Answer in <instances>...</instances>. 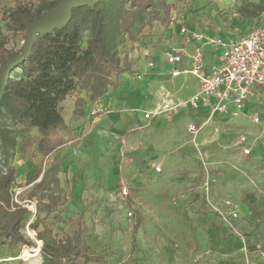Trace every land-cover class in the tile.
<instances>
[{
    "label": "rangeland",
    "instance_id": "rangeland-1",
    "mask_svg": "<svg viewBox=\"0 0 264 264\" xmlns=\"http://www.w3.org/2000/svg\"><path fill=\"white\" fill-rule=\"evenodd\" d=\"M15 1L0 0V9H8ZM169 2L175 4L171 20L164 24L155 22L151 28L146 26L142 34L155 31V36L167 33L172 38L181 24H187L211 38L229 42L242 37L256 18L264 16L262 13L255 18L242 19L238 11L245 3L249 7L259 3L264 6V0ZM0 30H4L2 19ZM131 43L125 46L128 52ZM23 44L19 36L10 46L19 51ZM213 53L214 48L207 50L208 61L215 60ZM150 57L152 53L141 58L147 63ZM138 65L136 63L135 67ZM20 74L17 70L12 76ZM185 80L182 85L169 86L183 102L189 101L201 86L200 82L192 90V85ZM258 104L261 123L255 124L249 119L252 111L248 109V115L240 118H215L197 135L191 134L188 127L200 121H196L193 111L187 108L158 126L155 122L147 125L143 122L125 132V154L116 139L120 133L111 131L112 141L107 151H103L96 149V138H91L86 130L76 147L69 145L59 152L66 158L61 176L69 187L66 189L68 202L61 209L63 217L81 215L88 227V244L95 253H103L107 247L106 258L111 264H264V100ZM63 114L71 125L74 117H71L68 102ZM243 135L247 140L241 145ZM172 136H175V149L166 150L164 145ZM150 144V150L136 155L135 152ZM242 147H252L251 154H243ZM10 161L17 167L14 198L23 204L35 201L38 207L37 200L30 196L33 184L26 181L33 166L38 172L49 160L34 156L31 148L25 158L17 153ZM157 165L162 171L156 175L152 171ZM121 173L130 189L123 206L134 210L132 219L127 217L126 210L119 208ZM78 180L83 181L80 191L74 188ZM226 198L242 206L240 218L229 223L214 210V205L220 206ZM93 204H98L100 211H95ZM37 211L36 215L30 211L22 228L23 234L35 245H24L20 253L8 246L0 248V264H43L42 246L56 248L58 241L72 231L71 224L64 225L55 221V214L49 215L46 219L51 224L41 239L38 232L43 231L44 226L40 224L34 229L30 225Z\"/></svg>",
    "mask_w": 264,
    "mask_h": 264
},
{
    "label": "trees",
    "instance_id": "trees-1",
    "mask_svg": "<svg viewBox=\"0 0 264 264\" xmlns=\"http://www.w3.org/2000/svg\"><path fill=\"white\" fill-rule=\"evenodd\" d=\"M59 1L16 0L8 9H0L4 21L0 77L3 66L24 47L15 50L12 40L21 36L25 43L28 25ZM174 8L169 0H98L73 7L64 26L38 35L29 56L14 69L21 74L9 78L0 101V248L8 246L20 253L24 245H35L22 232L30 211L14 199L17 167L10 161L17 153L25 158L33 148L34 156L49 162L44 171L40 169L26 181L34 182L30 196L38 202L37 217L30 225L34 229L44 226L38 232L41 239L51 224L46 216L55 214V221L73 226L56 248L42 246L43 264H111L107 247L95 253L88 244L82 216L65 219L62 215L68 195L60 179L66 158L59 152L79 143L65 120L64 102L74 98L73 114L82 116L85 105L99 104L111 90H117L125 75L133 72L126 44L138 40L146 26L169 22ZM238 11L242 19L255 18L264 13V6L245 3Z\"/></svg>",
    "mask_w": 264,
    "mask_h": 264
},
{
    "label": "built area",
    "instance_id": "built-area-1",
    "mask_svg": "<svg viewBox=\"0 0 264 264\" xmlns=\"http://www.w3.org/2000/svg\"><path fill=\"white\" fill-rule=\"evenodd\" d=\"M182 36V44L175 45L166 54V62L172 67L170 75L178 77L183 73L197 77L201 86L189 101L174 102L171 96L164 89V98L154 109L144 111V119L147 123L165 115L171 117L184 108L199 109L201 105L208 108V116L200 121L191 123L188 130L191 134L197 135L207 124L220 115L231 119L248 115L246 106L251 103L260 93L264 95V22L252 26L246 34L235 41H224L222 38L214 39L186 25L179 29ZM214 45L221 51L222 61L218 64L208 65L205 59L204 47ZM149 68H155L153 59L148 61ZM186 66V68H182ZM137 79H142L143 74H137ZM251 115V116H249ZM249 119L257 124L261 123L258 111H252ZM122 153L125 152L127 139L124 135H116ZM246 136L240 138L239 144H245ZM245 155H250L252 147H242ZM45 167L47 163H45ZM162 171L160 165L155 166L154 172L159 174ZM124 172V171H123ZM121 173V187L118 197L121 209L126 210L127 217L132 219L134 210L125 208L130 195L129 182ZM36 215L37 206L35 201L27 204L21 203ZM124 205V206H123ZM214 210L228 223L231 220H238L241 213V204L231 198H226L220 206L214 205Z\"/></svg>",
    "mask_w": 264,
    "mask_h": 264
},
{
    "label": "crops",
    "instance_id": "crops-1",
    "mask_svg": "<svg viewBox=\"0 0 264 264\" xmlns=\"http://www.w3.org/2000/svg\"><path fill=\"white\" fill-rule=\"evenodd\" d=\"M260 22L261 23L264 22V16L255 19V24ZM182 25L183 24H181L180 27ZM188 27L192 30L197 31V29L193 27L190 26ZM154 29H156V26L153 27V30ZM179 29L176 32V36L172 38L170 35H167V33H165L164 35L155 36L156 34L155 31L153 33L144 31V33L142 34V36L139 37L138 40L131 43V47L129 49L130 50L129 57L134 66L133 72L126 74L125 75L126 79L121 84V86L117 90L110 92L109 97L102 100L101 103L96 105L92 103L85 105L84 115L77 116L73 114L74 98L72 99L68 98L64 102V106L66 102L70 104L71 117L73 116L74 119L72 120L71 125L70 124L69 125L77 141H79L80 136H82V134L86 130H88L89 136L91 138H96L95 139L97 143L95 145L96 149L107 151L108 144L112 141L111 131L120 133L118 135L121 134L125 135L126 134L125 132L130 131L132 127L140 125L143 122H145V125L155 122L156 126H158L162 123V121L164 122V120L169 118L165 114L159 118L154 119V121L150 123H147L146 120L144 119V111L154 109L155 106L158 103H160L161 100H163L164 98L163 89L170 94L171 99H173L174 102H177L179 101L177 99V94L169 89L170 85L172 84L182 85V82H184V80L186 79L185 81L192 85L191 89L193 90V87L195 86L197 87L200 84V80L191 74L184 75L186 73H183L177 78H174L170 75V71L172 67L166 62L165 57L173 46L182 44V36L179 33ZM246 32L244 34H246ZM203 34L206 35L205 33ZM170 38L172 40L174 39V41H170L171 40ZM211 48H214V53H213V56L215 57L214 61H208V59L206 58V52L208 49ZM149 53H152V57H150L149 60L153 59L155 61L154 69L149 68L148 66L149 60L147 61V63H144L141 58L144 57L145 55H149ZM204 54L208 65L218 64L222 61L221 51L218 47L214 45H206L204 47ZM136 63L137 65L139 63L141 64H139L136 68L135 67ZM140 73L143 74V78L139 80L137 79L136 75ZM187 76H190V78H187ZM257 92L259 93V95L251 103L247 104L245 111H247L248 109H250L251 111H258L257 110V107L259 105L258 102L260 100L262 101L264 100V95L260 93V89H258ZM113 95L114 98H112ZM193 95H195V93ZM143 102L146 103V105H143ZM187 110L193 111V116L196 117L195 118L196 121H202L208 116V108L205 107L204 105H201L199 109L187 108ZM220 117L224 118L226 116L220 115L217 118ZM67 123H69V121H67ZM156 134L162 135V133L159 132H157ZM174 140H175V136L169 137L166 145H164V147H166V150L173 151V148L175 149ZM168 141L170 144L168 143ZM151 147L152 144H150V146L148 147L144 146L140 149V151H137L135 153L137 156H139L142 153H146V151L150 150ZM83 148H85V145L83 146ZM33 167L34 169H31V173L28 175V177L30 175L37 173L36 171L37 168L35 166ZM152 173L157 175V173H155L154 171H152ZM126 174H128V172ZM60 179L62 186L65 189H69L67 180H63L61 175H60ZM39 180L40 179H38V181ZM31 184L34 185V182L30 183L29 185ZM82 185H83V181L78 180L74 186L75 190L80 191ZM87 198L89 202L93 201V199L89 195H87ZM119 204H120L119 205L120 208L121 203ZM92 206L95 209V211H100L98 210V204H93Z\"/></svg>",
    "mask_w": 264,
    "mask_h": 264
},
{
    "label": "water",
    "instance_id": "water-1",
    "mask_svg": "<svg viewBox=\"0 0 264 264\" xmlns=\"http://www.w3.org/2000/svg\"><path fill=\"white\" fill-rule=\"evenodd\" d=\"M98 0H60L59 3L27 27V38L21 53L15 54L5 64L0 77V101L14 69L29 56L32 45L40 33L50 32L64 26L71 18V9L79 5H93Z\"/></svg>",
    "mask_w": 264,
    "mask_h": 264
},
{
    "label": "bare ground",
    "instance_id": "bare-ground-1",
    "mask_svg": "<svg viewBox=\"0 0 264 264\" xmlns=\"http://www.w3.org/2000/svg\"><path fill=\"white\" fill-rule=\"evenodd\" d=\"M39 253H37L36 255H38Z\"/></svg>",
    "mask_w": 264,
    "mask_h": 264
}]
</instances>
